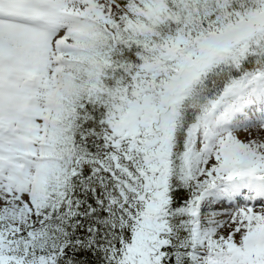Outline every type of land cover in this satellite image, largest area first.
I'll return each mask as SVG.
<instances>
[{
  "label": "snow or ice",
  "instance_id": "snow-or-ice-1",
  "mask_svg": "<svg viewBox=\"0 0 264 264\" xmlns=\"http://www.w3.org/2000/svg\"><path fill=\"white\" fill-rule=\"evenodd\" d=\"M0 264H264V0H0Z\"/></svg>",
  "mask_w": 264,
  "mask_h": 264
}]
</instances>
